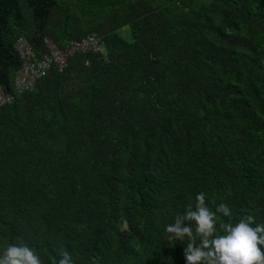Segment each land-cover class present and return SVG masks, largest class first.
Returning a JSON list of instances; mask_svg holds the SVG:
<instances>
[{"label":"trees","instance_id":"obj_1","mask_svg":"<svg viewBox=\"0 0 264 264\" xmlns=\"http://www.w3.org/2000/svg\"><path fill=\"white\" fill-rule=\"evenodd\" d=\"M89 33L105 55L75 52L0 109V254L186 264L165 228L200 192L264 223V0H0V85L18 35L39 56Z\"/></svg>","mask_w":264,"mask_h":264},{"label":"clouds","instance_id":"obj_2","mask_svg":"<svg viewBox=\"0 0 264 264\" xmlns=\"http://www.w3.org/2000/svg\"><path fill=\"white\" fill-rule=\"evenodd\" d=\"M217 213L229 222L219 224ZM231 208L221 203L213 211L206 203L205 193L195 196L194 206L188 205L183 214L166 225L167 240L187 241L184 248L186 264H264V223L246 215L231 222ZM255 225V226H253ZM199 241V243H197ZM58 264H74L72 254L60 253ZM0 264H43L36 249L23 240L8 245L0 254Z\"/></svg>","mask_w":264,"mask_h":264},{"label":"built area","instance_id":"obj_3","mask_svg":"<svg viewBox=\"0 0 264 264\" xmlns=\"http://www.w3.org/2000/svg\"><path fill=\"white\" fill-rule=\"evenodd\" d=\"M43 44L45 51L38 56L23 34L15 38L13 48L20 59V66L14 71L11 89L0 85V109L20 93L31 90L52 66L63 70L68 58L75 52L90 51L105 55L102 40L96 33H89L79 40H68L62 47L47 37L43 38Z\"/></svg>","mask_w":264,"mask_h":264}]
</instances>
